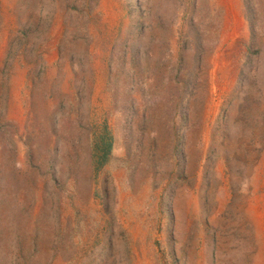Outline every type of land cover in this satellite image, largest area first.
I'll use <instances>...</instances> for the list:
<instances>
[{
  "label": "rangeland",
  "instance_id": "obj_1",
  "mask_svg": "<svg viewBox=\"0 0 264 264\" xmlns=\"http://www.w3.org/2000/svg\"><path fill=\"white\" fill-rule=\"evenodd\" d=\"M0 264H264V0H0Z\"/></svg>",
  "mask_w": 264,
  "mask_h": 264
},
{
  "label": "bare ground",
  "instance_id": "obj_2",
  "mask_svg": "<svg viewBox=\"0 0 264 264\" xmlns=\"http://www.w3.org/2000/svg\"><path fill=\"white\" fill-rule=\"evenodd\" d=\"M45 141V140H44ZM44 141H41L40 142V144H39V147L41 148L42 146H44ZM43 148H41L40 150H39V152H38V158L39 159H41V154L43 153ZM45 171V167L42 169V172H44ZM41 172V173H42ZM41 173H39V177L40 178H38V184L40 183V185L39 186H42L43 185V183H42V181H43V178H41ZM259 207V206H258Z\"/></svg>",
  "mask_w": 264,
  "mask_h": 264
}]
</instances>
